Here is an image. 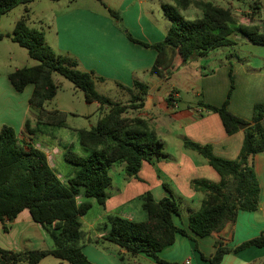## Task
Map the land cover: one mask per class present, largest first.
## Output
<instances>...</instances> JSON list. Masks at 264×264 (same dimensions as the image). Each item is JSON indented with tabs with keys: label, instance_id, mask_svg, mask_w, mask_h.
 I'll list each match as a JSON object with an SVG mask.
<instances>
[{
	"label": "trees",
	"instance_id": "16d2710c",
	"mask_svg": "<svg viewBox=\"0 0 264 264\" xmlns=\"http://www.w3.org/2000/svg\"><path fill=\"white\" fill-rule=\"evenodd\" d=\"M37 0H0V21L19 5L28 6ZM57 2L59 0H52ZM173 5H163L171 26L165 38L154 44L140 41L122 25L119 12L108 9L109 15L134 43L157 52L150 73L159 78H168L174 70L185 66L196 57H205L210 52L236 45L232 34L236 30L250 43L264 46V19L256 21L261 9H252L247 14L251 24L240 23L231 8H224L203 0H171ZM195 7L202 13L201 19L189 20L182 11ZM29 10L16 23L12 34H0V41L11 39L27 49L29 56L38 62L33 67H23L9 73L13 88L22 93L29 84L34 86L29 100L36 112L39 127L68 129V113L47 110L45 105L58 93L53 76L61 75L83 92L88 104L97 103L108 109L97 125L91 129H77L80 145L85 149L82 156L66 149L65 160L75 166L74 175L63 182L51 167L47 154L35 143L19 138L16 129L9 125L0 127V222L8 233L12 223L24 210H28L35 223L41 225L52 240V246L42 250H7L0 246V264H40L47 257H54L69 264H94L83 252L86 244L100 245L103 241L115 244L132 255L144 254L159 264L170 263L159 253L176 242L177 235L193 237L184 228H179L174 217H181V204L173 196L155 200L148 192L139 198L147 218L144 221L129 220L120 215H108L99 230H106L102 238L93 239L84 229L82 218L93 208L89 201L79 203L84 195L104 207L108 189L112 185L109 169L116 163L125 164L127 176L138 174L143 163L155 164L165 156L164 141L150 122L139 116H128L129 111H138L145 106L149 93L146 83L135 80L132 87L116 82L124 101H116L100 94L96 82L105 78L93 71H84L77 58L54 51L45 40L43 31L29 27ZM259 20V19H258ZM178 60V62H176ZM178 64V65H177ZM231 90L221 106L200 103L207 111L217 113L228 135L243 130L244 141L239 156L234 160L214 155L210 145L190 141L185 147L200 154L219 175V182L197 179L191 187L202 194L198 211L189 215V231L200 238L219 235L233 228L240 211L255 212L260 206L261 188L254 168V158L264 153V104L254 107L252 123H248L228 109ZM170 96L169 103H172ZM31 120L25 122L23 134L31 137L37 133ZM164 187L170 193L169 185ZM251 247H264V233L236 247H228L226 239L215 240V253L200 256L210 264H221L225 255L239 253ZM196 250L198 246L196 245Z\"/></svg>",
	"mask_w": 264,
	"mask_h": 264
},
{
	"label": "crops",
	"instance_id": "0c3cea01",
	"mask_svg": "<svg viewBox=\"0 0 264 264\" xmlns=\"http://www.w3.org/2000/svg\"><path fill=\"white\" fill-rule=\"evenodd\" d=\"M61 1L56 3L59 4ZM72 1L76 2V0H69V3L71 4ZM96 1L102 3L103 10L95 9L91 3L76 4V6H73L74 3H72L69 4L67 10L54 12L52 16L47 15L41 19L42 25V20H53V27L50 26L48 34L46 29L42 30L46 43L57 53H67L77 58L84 71H93L103 78L129 87L133 86L135 80L146 83L149 93L145 97V106L138 110L135 116L148 120L156 129L165 143V156L155 164L143 163L138 174L133 177L127 176L125 164H123L122 171L125 176H123L122 182L116 186L112 179V185L107 191L108 199L105 206L100 207L102 211L99 212L96 220L84 222L85 216L81 219L83 226H88L87 232L93 239L102 238L106 234V230L100 231L99 227L102 222L107 220L108 215H120L129 220L144 221L147 216L144 214L141 204L136 207L132 203L148 192L152 193L155 200L173 196L180 204L186 201L194 202L198 209L193 212L198 211L203 196L192 189L191 182L197 179H206L217 183L220 177L200 154L185 147V142L190 141L203 146L210 145L215 156L234 160L239 156L244 141L243 130L234 135L226 133L217 113L207 111L201 105L180 109L179 101L182 97L175 85H170L161 92L163 85L169 84L175 76L174 73L168 78L158 77L160 80L151 84L150 81L154 80L149 81L148 77L152 75L149 71L155 63L157 52L132 42L116 22L107 15L108 9L120 12L128 31L134 38L154 44L162 41L170 29L171 21L165 15L163 5L174 6L173 1ZM35 3L36 1L32 4ZM31 9L32 6H29L28 10L31 11ZM186 11H182V13ZM261 15L262 17L259 20L256 19L254 23H260V20L264 19V14ZM234 16L236 17V14ZM240 22L245 23L242 20ZM241 37H232L236 41V45L238 42L250 43L243 35ZM215 51L205 57H210L211 53ZM224 56L225 59L221 57L216 60L219 63L210 60L206 62V66H200L203 69L208 68L205 69V72H200L201 86L191 80H187L186 86L194 96L202 95L205 104L221 106L228 99L233 77L234 89L229 98L228 109L246 122L252 123L255 105L264 104V55L258 58L256 55L253 58L250 56L241 57L236 52H231L228 56L227 54ZM193 61L194 58L184 68ZM8 75L0 79V127L3 125L13 126L11 121L3 119L1 113L6 115V111L9 110L17 115L15 108L21 99L19 92L11 85ZM33 89L34 86L29 84L22 92V94L25 93L22 98L24 106L22 114H19L20 119L16 128L20 132L17 133L20 139L32 141L44 151L51 167L56 171V158L63 156L68 146L62 139L63 136L58 130L60 128L43 127L41 132L40 127L36 128V112L31 109L29 104ZM170 96L176 99L178 103L176 108L169 103ZM107 112L108 109L99 106L100 115L95 126ZM69 115L78 114L71 112ZM28 119L31 120L32 127L36 128L37 133H42L48 138L47 140L38 143L36 141L37 133L31 137L23 134L25 122ZM261 124L264 127V119ZM173 136L178 137V142L171 146L169 142L173 140ZM51 139L55 141L50 142ZM254 168L261 188L260 206L257 211H240L233 228L229 227L219 235L204 238L197 237L189 231L190 214L186 216L182 214L181 217L175 216V224L179 228L186 229L194 240L177 235L176 242L161 251L159 257L170 263L185 264L186 261H189L190 264H210L201 258L200 253L207 257L212 256L216 251V238L223 237L226 239V245L233 248L264 233V153L255 156ZM56 173L63 182H67L72 177L63 178L61 173L57 171ZM164 183L169 185L171 193L165 189ZM81 197L84 196L78 197L79 203L82 202ZM36 224L29 211L24 210L12 223L8 224L9 232L18 225L19 227L20 225L30 227ZM0 226H2L1 222ZM196 245L198 250H196ZM4 246L7 248L6 245ZM107 250L109 251L107 252ZM83 252L94 264H159L144 254L132 255L125 249L107 241H103L100 245L88 243L83 248ZM221 264H264V247H251L239 253L227 254Z\"/></svg>",
	"mask_w": 264,
	"mask_h": 264
},
{
	"label": "rangeland",
	"instance_id": "374dc122",
	"mask_svg": "<svg viewBox=\"0 0 264 264\" xmlns=\"http://www.w3.org/2000/svg\"><path fill=\"white\" fill-rule=\"evenodd\" d=\"M114 1V0H113ZM206 2H212L218 6L224 8H231L233 13L236 14L237 20L244 21L240 22L243 24H250V19L248 18L247 14H251L252 9L256 10L260 8V14L258 13L256 19H260L262 17L261 14H264V0H203ZM73 6L77 5H84L85 3H91L94 5L95 9L103 10V5L100 1L96 0H76V2L72 1ZM71 3V4H72ZM69 0H62L61 3H56L52 0H37L36 3L30 4L28 6L19 5L15 9H13L10 13L3 16L0 21V34L8 35L12 34L16 23L25 15V9L29 6H32L31 11L29 10L30 19L28 21V25L31 28L38 29L40 31L46 29L48 34L49 28L53 27V20H42L43 25L40 23V20L43 19L45 16L49 15L52 16L54 12H59L61 10H67L69 5ZM245 11H248L247 13ZM120 13V12H119ZM182 13V12H181ZM107 15L112 18L108 11ZM121 17L122 14L120 13ZM182 15L189 20L201 19L202 13L200 10L196 9L195 7H190L186 12H183ZM123 19V17H122ZM114 20V19H113ZM115 21V20H114ZM123 26L125 29L128 30V27L125 25L124 21ZM119 27V26H118ZM120 28V27H119ZM121 29V28H120ZM122 30V29H121ZM233 38H242L241 35L235 30L232 34ZM235 53L238 56H250L258 58L259 56L264 55V46L263 45H255L252 43H241L232 48L223 47L217 49L214 53H211L210 57L205 58H194V61L190 63L187 67L184 66L179 67L178 69L174 70L175 76L169 82V84L165 83L161 89V92L170 85H175L176 88L180 91L182 99L179 101L180 109H185L187 106H200V103H204L203 96H194L190 93V90L186 86L187 80L196 81L198 86H201V76L200 72H205V69L208 68H201V65L206 66L207 61H215V63H219L218 58L224 57V54ZM38 64L37 61L32 59L29 56L27 49L21 47L17 43L13 42L9 38H5L4 40L0 41V79L6 77L8 73L15 71L16 69L23 68V67H33ZM178 65V64H177ZM97 75V74H96ZM203 75V74H202ZM99 76V75H97ZM149 81L154 80L153 82L150 81L151 84L159 81L160 79L156 76L149 75ZM55 83L58 85V93L55 98L46 103L45 108L47 110H60V111H67L69 114L71 112L77 113L78 115H69L68 124L70 128L64 129L60 128L63 141L66 142L68 149L72 150L79 155L85 156L86 151L80 145L76 129H91L96 124V121L100 115L99 113V104L92 103L88 104L85 101L84 94L82 91L77 89L73 83L62 77L61 75L55 74L53 76ZM1 83V81H0ZM144 83V82H143ZM129 87V86H128ZM132 87V86H131ZM96 89L97 91L105 95L113 100L116 101H124L126 102L127 99H123L120 93V90L116 84V82L112 80H108L105 78L104 82H96ZM21 99L17 102L16 106V114L15 112H8L6 111V115L1 113L4 120L11 121L12 125L15 127L16 131L19 133L20 130L16 128L18 125V121L20 119L19 114H22L23 111V97L25 93H19ZM137 111H129L128 116L133 117L135 116ZM12 126V127H13ZM43 130V127H40V132ZM37 133L36 141L38 143H43L48 138L44 136L42 133ZM61 139V141H62ZM55 141L51 139L50 142ZM178 137L173 136V140L169 142V145L177 144ZM61 150V149H60ZM63 150V149H62ZM66 152V150H65ZM64 152V153H65ZM124 163H117L115 164L110 170L109 174L111 179H113L115 186L122 182L123 176L125 173L122 171V166ZM55 169L57 172L61 173L63 178L73 176L75 170L77 169L75 166L69 164L66 160L64 155L58 156L56 158ZM84 196V195H83ZM81 201H89L93 204V208L90 212L85 216L84 222L95 221L98 217L99 212L102 211V207L94 200V199H87L85 196L81 197ZM139 198L133 201V206H139L141 204ZM101 207V208H100ZM196 203L191 201H186L181 203V214L188 215L193 213V210L198 209ZM144 212V211H143ZM144 214H146L144 212ZM107 220H105L106 222ZM104 222H102L103 224ZM101 224V225H102ZM100 225V226H101ZM88 226H84V229L87 231ZM22 229V230H21ZM23 231V232H22ZM0 243L1 247L4 248L6 245L7 250H42L48 249L52 246V240L48 236L47 232L38 224L27 227L23 225L15 226L12 228V231L5 233L0 226ZM9 247V248H8ZM19 247V248H17ZM106 251V250H105ZM109 250H107L108 252ZM205 261V260H204ZM41 264H69L68 262L61 261L54 257H47Z\"/></svg>",
	"mask_w": 264,
	"mask_h": 264
},
{
	"label": "built area",
	"instance_id": "2783aa9c",
	"mask_svg": "<svg viewBox=\"0 0 264 264\" xmlns=\"http://www.w3.org/2000/svg\"><path fill=\"white\" fill-rule=\"evenodd\" d=\"M171 105H172L174 108H176V107L178 106V103H177V101H176V99H175L174 97H173V99H172V103H171ZM185 264H190V262H189V261H186Z\"/></svg>",
	"mask_w": 264,
	"mask_h": 264
},
{
	"label": "water",
	"instance_id": "95a60500",
	"mask_svg": "<svg viewBox=\"0 0 264 264\" xmlns=\"http://www.w3.org/2000/svg\"><path fill=\"white\" fill-rule=\"evenodd\" d=\"M248 126H249L248 124L247 125H242V126H240V129L241 130H245L246 128H248Z\"/></svg>",
	"mask_w": 264,
	"mask_h": 264
}]
</instances>
